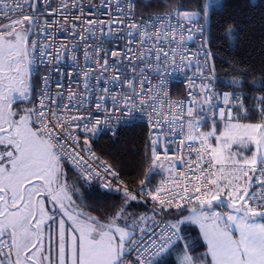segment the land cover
I'll list each match as a JSON object with an SVG mask.
<instances>
[{
	"label": "snow or ice",
	"instance_id": "1",
	"mask_svg": "<svg viewBox=\"0 0 264 264\" xmlns=\"http://www.w3.org/2000/svg\"><path fill=\"white\" fill-rule=\"evenodd\" d=\"M25 4L29 0L12 5L0 0L6 12L23 13ZM116 4L121 17L110 21L106 35L113 43L125 40L124 48L109 51L102 41L85 43V61L91 60L100 74L90 85L95 69H82L87 92L69 89L67 103L63 92L52 93L53 77L40 75L41 64L59 73L56 65L64 53L48 52L51 44L31 39L35 29L52 27L47 20L39 23L35 0L29 5L32 14L0 23V264H167L170 256L174 264H264V94L249 104L242 90H215V64L204 34L218 0L195 8L178 3L143 24H128L123 35L111 24L130 18L136 0ZM85 23L84 31L95 38L97 22ZM197 33L202 43L193 52L188 42ZM225 38L234 43L237 37L229 29ZM80 39L89 37L81 33ZM60 47L76 61L72 49ZM33 65L39 84L32 81ZM173 66L191 72L185 76L186 99H172L165 87ZM56 87L63 84L57 81ZM17 101L32 107L21 114ZM93 110L127 113L129 120L147 117L150 148L138 192L92 150L89 136L110 124L94 117ZM250 113L259 120L251 122ZM177 136L181 139L173 150ZM66 164L85 182L99 179L101 187L122 193V203L103 219L82 211ZM161 173L166 177L150 187ZM148 200L151 215L129 212L132 202ZM165 215L173 219H157ZM189 226L198 228L196 237L189 236Z\"/></svg>",
	"mask_w": 264,
	"mask_h": 264
},
{
	"label": "trees",
	"instance_id": "2",
	"mask_svg": "<svg viewBox=\"0 0 264 264\" xmlns=\"http://www.w3.org/2000/svg\"><path fill=\"white\" fill-rule=\"evenodd\" d=\"M136 2L137 12L145 16L158 11L167 12L178 3L183 4L185 8H195L204 0ZM219 5L215 12L210 14L206 37L212 53L211 63L215 64V90L221 94L233 89H237L239 94L242 90L247 97L246 102L251 104L252 97L264 94L261 89V83L264 82V0H221ZM229 29L237 37L234 43L233 38H225ZM233 80L240 83L230 84ZM32 81L35 84V78H32ZM250 115L251 122L259 120L258 114ZM92 149L101 160L107 161L120 173L126 185L133 189L140 187L139 181L147 170V127H127L120 129L114 137L101 136L94 141ZM65 170L69 178L78 182L75 187L79 191L73 197L84 211L103 219L112 213L114 207L122 203L120 195L104 194L97 184L83 183L68 167ZM160 177L161 174L155 175L150 187H154ZM129 212L133 215L142 212L151 215L148 206L143 202H132ZM166 217L170 219L172 216ZM189 229V236L196 237L198 231L191 226Z\"/></svg>",
	"mask_w": 264,
	"mask_h": 264
},
{
	"label": "built area",
	"instance_id": "3",
	"mask_svg": "<svg viewBox=\"0 0 264 264\" xmlns=\"http://www.w3.org/2000/svg\"><path fill=\"white\" fill-rule=\"evenodd\" d=\"M20 2L22 3L23 0H20ZM31 2L32 0H29V4H25L23 13H14L12 11L6 12L3 9V7H0V23H9L10 21L8 20V17L15 16L17 14L19 15L32 14V7L29 6ZM125 2L126 0H121V3H125ZM8 3L12 5L14 3V0H8ZM65 5H67V7H65ZM36 10L37 12L42 14L39 23L41 25H44V21L47 20L49 23L52 24V27L48 28L45 25L44 26L45 30L43 32H40L39 28L35 29L34 31L37 34L32 35L31 39H36L39 44H51L52 47L46 50L48 52H55L57 49H59L61 52L64 53L59 65H56V67L60 69L59 73L49 71V69H51L53 65L41 64L39 65L40 75L41 76L50 75L53 77V81L50 86L52 93L55 94V92L57 91L63 92L65 95V103H67V95L69 89H72L77 93L87 92V89L84 88V77L81 71L82 69H95V71L93 72V78L89 79L88 81L90 85L96 84L95 77L100 74V70L97 69L96 65L93 64L91 60L87 62L85 61L83 55L85 50L84 49L85 43L92 44L93 46H95L96 44L102 41L103 47L105 49H108L109 51H118L124 48L125 40L121 39L118 42L113 43L112 42L113 38L110 35H106L109 32L110 21L121 17V12L117 10L116 0H63V2H61V0H37ZM171 10L172 9L168 10L167 12ZM167 12L158 11L156 13L143 16L139 14L137 12V9L135 8L130 18L127 16L124 17L123 24H111V29L115 31H121V34L123 35L128 30L127 29L128 24L132 22L143 24L149 19V17L155 16L157 14H164ZM74 17H79V19H74ZM65 18H67V20H65ZM86 21L97 22L94 26H92L93 31L95 32V38L90 36L88 32L84 31L85 28L89 27V25L85 23ZM99 21H103L104 23H99ZM199 23L202 24L203 20H200ZM81 33L84 36L89 37V39L87 41H82L80 39ZM204 35L207 37V31ZM196 36H197L196 39L188 42V47L193 52H195L197 50L198 45L202 43V40L200 39V34L197 33ZM62 44L67 45L69 49H72V52H74L76 55V61H72L68 58L69 51L68 49L61 48L60 46ZM77 44H79L80 47L73 48V45H77ZM131 46L135 47L136 45L133 44ZM89 50L91 51V49ZM101 56H103V53H101ZM201 59H203V56H201ZM211 60L212 57L210 59V63ZM32 71H33L32 78H35V84H39L40 81L35 75V73L37 72L36 65H33ZM192 71H194V69H192ZM69 74H71L72 77L71 79H69ZM107 75L108 73H104L105 77ZM186 75H191V72L188 71L187 69L184 70L177 69L175 66L170 68L168 73H166L167 79L165 82V87L169 91L170 97L172 99L187 98L188 88L185 80ZM57 81L63 84V88L58 89L56 87ZM104 86H105L104 79L101 78L99 82V87L102 88ZM108 86L111 87V84H109ZM88 99L90 101H94L95 91H93L91 95L88 96ZM89 107H91V105H89ZM83 111L84 110L82 109L81 112ZM72 114L76 115L79 113H76L73 110ZM92 115L94 117L100 118L102 121L108 119L110 121V124L108 127L101 126L102 130L99 131L95 136H91V135L89 136L91 147L94 141H96V139L101 136L114 137L120 129L138 126V125H144L145 127H147L148 146L150 148L149 132L152 131V129H150L149 127V124L147 122V117L136 116L135 118L129 120L128 119L129 114L127 113H123V114L113 113L109 115L106 114L104 111L96 112L94 110L92 111ZM117 117H119V120H117ZM75 134L80 135L81 139H83L84 134L81 133L79 129L75 130ZM169 139H173V137H169ZM174 139H175V143L171 145L173 150L175 149L176 143L179 142L181 137L177 136ZM169 154L171 155L172 153L170 152ZM66 166L83 183H86L88 185L97 184L99 190L104 194H118L122 197V193L120 192L110 191L101 187V181L99 179H95L90 183L85 182L81 178L79 172L74 170L71 167V165L66 164ZM166 175H167L166 173H161V177L156 182V184H158L161 179H164ZM120 179H122L121 176ZM128 188L132 191H136V192L139 191V188L133 189L129 186ZM142 202L146 206H148L151 214L152 202L150 200H148L147 202L141 201V203ZM166 216L167 215L158 216L157 219L167 221L169 219Z\"/></svg>",
	"mask_w": 264,
	"mask_h": 264
},
{
	"label": "rangeland",
	"instance_id": "4",
	"mask_svg": "<svg viewBox=\"0 0 264 264\" xmlns=\"http://www.w3.org/2000/svg\"><path fill=\"white\" fill-rule=\"evenodd\" d=\"M220 2H221V0H218V3L220 4ZM17 105V104H16ZM16 105H14V107L16 106ZM27 107H31V105L29 104L28 106H24V107H22L20 110H21V114H22V110L24 109V108H27ZM16 108V107H15ZM17 110V109H16ZM18 111V110H17ZM252 122H257V121H252ZM205 130H207V129H205ZM67 166L65 165V168H66ZM68 178H69V176H68ZM80 209L82 210V211H84V209H82L81 207H80ZM84 212H87V211H84ZM88 213V212H87ZM140 214H145L144 212H142V213H139L138 215H140ZM137 215V216H138ZM149 215V214H148ZM171 219H173V217H171L169 220H171ZM68 223H70V222H68Z\"/></svg>",
	"mask_w": 264,
	"mask_h": 264
},
{
	"label": "flooded vegetation",
	"instance_id": "5",
	"mask_svg": "<svg viewBox=\"0 0 264 264\" xmlns=\"http://www.w3.org/2000/svg\"><path fill=\"white\" fill-rule=\"evenodd\" d=\"M24 104H17L16 105V109L19 111L21 108H22V106H23ZM21 111V110H20ZM68 182H69V184H73V183H75V185L76 184H78V182H76V180L75 179H71V178H68ZM74 198V197H73ZM75 199V198H74ZM77 202V201H76ZM78 204V203H77Z\"/></svg>",
	"mask_w": 264,
	"mask_h": 264
},
{
	"label": "crops",
	"instance_id": "6",
	"mask_svg": "<svg viewBox=\"0 0 264 264\" xmlns=\"http://www.w3.org/2000/svg\"><path fill=\"white\" fill-rule=\"evenodd\" d=\"M191 227H194L198 231V228H196V226H191ZM167 264H174V257L171 256L168 257Z\"/></svg>",
	"mask_w": 264,
	"mask_h": 264
},
{
	"label": "water",
	"instance_id": "7",
	"mask_svg": "<svg viewBox=\"0 0 264 264\" xmlns=\"http://www.w3.org/2000/svg\"><path fill=\"white\" fill-rule=\"evenodd\" d=\"M36 2H37V0H35V4H36ZM17 104H29V102L28 101H17Z\"/></svg>",
	"mask_w": 264,
	"mask_h": 264
}]
</instances>
